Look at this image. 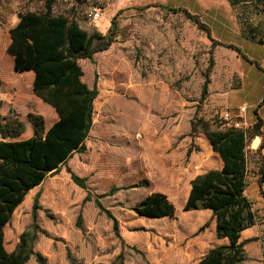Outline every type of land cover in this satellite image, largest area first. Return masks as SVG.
Wrapping results in <instances>:
<instances>
[{
	"label": "rangeland",
	"instance_id": "1",
	"mask_svg": "<svg viewBox=\"0 0 264 264\" xmlns=\"http://www.w3.org/2000/svg\"><path fill=\"white\" fill-rule=\"evenodd\" d=\"M233 2L55 0L52 13L73 18L89 34H106L120 12L118 32L92 61H78L88 87L97 74L85 150L27 194L5 228L7 251L27 233L33 253L45 264H196L211 248L227 244L216 238L210 211L185 212L183 206L190 181L219 163L203 133L190 135L194 116L214 129L223 110L236 116L245 107L243 122L248 126L258 116L264 127V1ZM182 9L197 16L221 45ZM44 11L45 0H0V107L14 130L15 120L24 124L18 139L33 135L29 114L41 116L46 125L50 115L48 105L32 93L31 74L14 72L6 51L9 30L19 14ZM93 11L100 14L97 20L90 16ZM248 168L245 196L258 223L241 234V241L251 240L241 264H264V194L252 161ZM154 192L173 204L172 219L142 218L132 211ZM26 264L39 263L33 255Z\"/></svg>",
	"mask_w": 264,
	"mask_h": 264
},
{
	"label": "trees",
	"instance_id": "2",
	"mask_svg": "<svg viewBox=\"0 0 264 264\" xmlns=\"http://www.w3.org/2000/svg\"><path fill=\"white\" fill-rule=\"evenodd\" d=\"M71 1L82 3L84 0ZM227 1L234 4L233 0ZM54 3L55 0H45L44 12L19 14L17 23L9 30L10 41L6 51L13 60L14 72L34 74L33 95L52 107L58 119L46 130L41 116L29 114L33 135L18 139L24 131V124L15 120L18 129L14 130L10 120L0 117V264H26L33 255L39 264H45L40 255L33 253L27 233L21 234L14 251L8 252L4 231L27 194L48 176L56 174L74 153L85 150L92 127L93 103L98 95L97 74L94 75L93 87H88L82 81L83 73L78 61H92L95 54L111 46L118 32L117 15L120 12L112 18L106 34L97 31L89 34L73 18L54 15ZM166 9L174 13L178 11ZM182 12L212 43L221 45L211 38L209 28L197 16L185 9ZM226 47L240 56L239 49L231 45ZM206 87L205 83L203 95ZM220 122V126L213 129L208 122L195 116L190 121V135L203 133L212 152L221 159L222 167L208 170L190 181L183 210L210 211L215 221L216 238L227 241V244L208 250L196 264H241L246 260L244 246L251 240L241 241V234L258 223L252 203L245 196L249 161L256 167L253 173L258 175V185L264 194L261 190L264 183L262 146L252 155L248 150L251 141L261 135L262 120L257 116L247 128H235L221 118ZM67 171L74 183L84 186L83 180ZM37 203L38 198L34 200L33 212ZM132 211L138 217L158 220L172 219L175 214L173 204L159 192L140 200ZM113 228L118 235L115 220Z\"/></svg>",
	"mask_w": 264,
	"mask_h": 264
},
{
	"label": "crops",
	"instance_id": "3",
	"mask_svg": "<svg viewBox=\"0 0 264 264\" xmlns=\"http://www.w3.org/2000/svg\"><path fill=\"white\" fill-rule=\"evenodd\" d=\"M27 73H29V74H31V76H32V83H33V79H34V74L32 73V72H27ZM24 74V73H23ZM256 106V104H252V107H255ZM48 108H47V111H48V114L50 115V118H49V120L48 121H46V123H47V125L46 124H44L45 125V129L47 130L48 128H50V126H52V124L54 123V122H56L57 121V119H58V117H57V114L55 113V110L52 108V107H50V106H47ZM257 107V106H256ZM0 117L2 118H4V114L2 113V107H0ZM245 117V116H244ZM251 125V124H250ZM254 139H256V140H258L259 142L257 143V145L255 146V147H252L251 145H252V143L250 144V152H256V149L258 148L259 149V147L260 146H262V150H261V154L263 155V153H264V127H262V129H261V135L260 136H258V137H256V138H254ZM253 139V140H254ZM0 140H2L1 139V137H0ZM214 153V152H213ZM215 154V153H214ZM215 155H217V154H215ZM217 157H218V159H219V163H218V166H217V168H214V169H220L221 167H222V161H221V159L219 158V156L217 155ZM211 170V169H210ZM44 182V181H43ZM37 188V187H36ZM36 188H34V189H36ZM33 189V190H34ZM32 191V190H31ZM14 214V213H13ZM243 233V232H242ZM4 235H5V231H4ZM6 248V247H5ZM15 249V248H14ZM14 249L13 250H11V251H8V252H12V251H14Z\"/></svg>",
	"mask_w": 264,
	"mask_h": 264
},
{
	"label": "built area",
	"instance_id": "4",
	"mask_svg": "<svg viewBox=\"0 0 264 264\" xmlns=\"http://www.w3.org/2000/svg\"><path fill=\"white\" fill-rule=\"evenodd\" d=\"M90 16L94 20H97L99 18L100 14H99V12L93 11L90 13ZM246 111H247V109L245 107H240L237 110V115L234 116V114H232L230 112V110L228 108H226L220 114V118L222 120L230 123V125H233L235 128H247L248 127L247 123L243 122Z\"/></svg>",
	"mask_w": 264,
	"mask_h": 264
}]
</instances>
